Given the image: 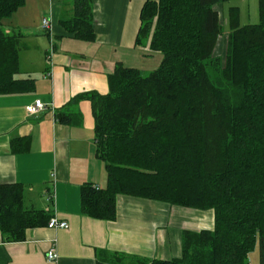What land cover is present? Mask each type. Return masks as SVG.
Instances as JSON below:
<instances>
[{
    "label": "trees",
    "instance_id": "1",
    "mask_svg": "<svg viewBox=\"0 0 264 264\" xmlns=\"http://www.w3.org/2000/svg\"><path fill=\"white\" fill-rule=\"evenodd\" d=\"M26 0H0V95L24 93L19 80V34L2 22ZM229 0H148L141 12L138 46L163 57L147 75L118 64L109 93H87L95 118L96 156L104 163L105 188L81 189L82 213L115 221L120 195L199 211H214L212 231L186 232L182 256L136 264H250L259 246L264 264V0L259 23L241 25L229 9L226 50L219 6ZM63 26L78 40L95 41L90 0H74ZM62 123L69 120L57 115ZM30 138L11 143L29 150ZM52 216L29 210L20 185L0 186V232L22 242L29 229Z\"/></svg>",
    "mask_w": 264,
    "mask_h": 264
},
{
    "label": "crops",
    "instance_id": "2",
    "mask_svg": "<svg viewBox=\"0 0 264 264\" xmlns=\"http://www.w3.org/2000/svg\"><path fill=\"white\" fill-rule=\"evenodd\" d=\"M95 41L78 40L63 22L74 17V0H26L2 22L7 34H19V80H33L24 93L0 95V186L20 185L24 205L45 211L69 224L29 229L22 242H9L0 232V264H136L138 261L181 258L186 232L212 231L214 211L174 207L120 195L115 221L85 216L81 189L108 183L104 163L96 156L95 118L91 101H77L87 93L107 95L108 78L118 64L152 72L163 57L149 42L136 44L141 12L148 0H90ZM258 9V0H255ZM251 0H229L219 6L228 25L229 9L243 17ZM259 14V10H258ZM48 18L51 28L42 27ZM157 60V62H152ZM150 61V62H149ZM150 63H155L150 64ZM42 101L45 110L30 115L28 108ZM57 115L70 122L62 123ZM30 138L29 150L14 153L11 143ZM55 244L59 259L47 261Z\"/></svg>",
    "mask_w": 264,
    "mask_h": 264
},
{
    "label": "rangeland",
    "instance_id": "3",
    "mask_svg": "<svg viewBox=\"0 0 264 264\" xmlns=\"http://www.w3.org/2000/svg\"><path fill=\"white\" fill-rule=\"evenodd\" d=\"M253 3H255V0H251L252 5L250 6V9L247 10V14H245L243 17V22L245 24H258L259 23L258 9L256 8V5ZM228 32H229L228 25L227 23H225V21H223V35L221 37L220 44L216 50V54L218 56H223L225 54V50H226L225 44H226V37L228 35ZM145 44H147V42ZM155 61L157 62V60H152V62H155ZM150 64L154 65L155 63H150ZM145 72H147V73H144L145 75L150 73L149 71H145ZM249 263L250 264H260L258 245L256 246L255 250L251 252L249 255Z\"/></svg>",
    "mask_w": 264,
    "mask_h": 264
},
{
    "label": "built area",
    "instance_id": "4",
    "mask_svg": "<svg viewBox=\"0 0 264 264\" xmlns=\"http://www.w3.org/2000/svg\"><path fill=\"white\" fill-rule=\"evenodd\" d=\"M42 27L45 30H49L51 28V23L48 18L43 19ZM45 105L42 103V101L38 100L35 102L34 105L30 106L28 108V112L30 115H39L45 110ZM49 229L52 230H59V229H68L69 224L65 221H60L57 218L53 217L48 223L47 226ZM47 261L51 263L57 262L59 259V253L57 251L56 245L53 244L51 248L48 250L46 255Z\"/></svg>",
    "mask_w": 264,
    "mask_h": 264
}]
</instances>
